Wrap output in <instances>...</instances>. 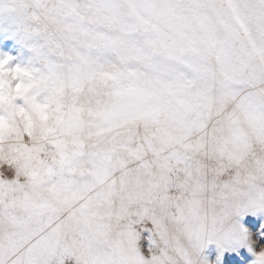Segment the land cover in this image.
<instances>
[{
  "label": "snow or ice",
  "instance_id": "6c2138e0",
  "mask_svg": "<svg viewBox=\"0 0 264 264\" xmlns=\"http://www.w3.org/2000/svg\"><path fill=\"white\" fill-rule=\"evenodd\" d=\"M258 209L264 0H0V264H213Z\"/></svg>",
  "mask_w": 264,
  "mask_h": 264
},
{
  "label": "rangeland",
  "instance_id": "374dc122",
  "mask_svg": "<svg viewBox=\"0 0 264 264\" xmlns=\"http://www.w3.org/2000/svg\"><path fill=\"white\" fill-rule=\"evenodd\" d=\"M12 54L22 63H26L31 57L30 50L19 43ZM232 219L247 229L253 251L249 250L248 244L236 242L221 249L215 241H212L202 249V256L213 264H259L257 256L261 250L260 245L264 244V235H261L264 233V227H262L264 225V209L248 211L244 215H237ZM141 243L146 248L148 241L145 239Z\"/></svg>",
  "mask_w": 264,
  "mask_h": 264
},
{
  "label": "clouds",
  "instance_id": "9594fccd",
  "mask_svg": "<svg viewBox=\"0 0 264 264\" xmlns=\"http://www.w3.org/2000/svg\"><path fill=\"white\" fill-rule=\"evenodd\" d=\"M260 251H264V249H261Z\"/></svg>",
  "mask_w": 264,
  "mask_h": 264
},
{
  "label": "bare ground",
  "instance_id": "6f19581e",
  "mask_svg": "<svg viewBox=\"0 0 264 264\" xmlns=\"http://www.w3.org/2000/svg\"><path fill=\"white\" fill-rule=\"evenodd\" d=\"M233 221H235V220L233 219Z\"/></svg>",
  "mask_w": 264,
  "mask_h": 264
}]
</instances>
